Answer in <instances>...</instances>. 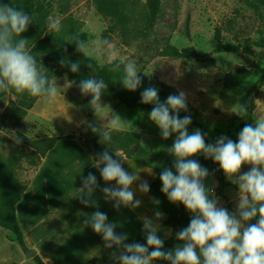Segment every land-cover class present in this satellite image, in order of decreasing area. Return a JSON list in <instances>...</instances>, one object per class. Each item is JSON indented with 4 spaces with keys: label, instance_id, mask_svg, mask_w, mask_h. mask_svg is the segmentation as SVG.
<instances>
[{
    "label": "rangeland",
    "instance_id": "1",
    "mask_svg": "<svg viewBox=\"0 0 264 264\" xmlns=\"http://www.w3.org/2000/svg\"><path fill=\"white\" fill-rule=\"evenodd\" d=\"M131 1L132 21L126 28L115 29L114 22L96 10L94 0H37V3L47 16L60 19L58 34L66 35V20L72 18L81 30L91 35L88 41L90 52L95 42L106 39L115 46L120 57L136 60L138 75L143 78L141 86L134 91L139 99L141 92L149 86L158 88L161 102L182 90L187 96V111L180 112H187L199 123V126L190 124L189 133L199 128L207 134L206 143L221 135L230 138L241 123L233 110L239 103H245L249 89L264 74V4L259 0H159L157 15L151 21V0ZM31 37H24L29 39L30 49L33 47ZM169 44L179 48L194 47L201 57L164 55ZM225 45H233L238 51L225 50ZM248 46L250 48L246 50ZM90 56L105 64L103 56ZM44 62L53 61L45 59ZM240 65L251 68L252 74L242 88L226 89L223 84L225 75ZM52 82L58 91L56 100L47 103L39 97L20 123L16 122L14 111L17 107L22 108L20 99L23 96L0 93V150L6 157L16 146H22L20 134L29 138L74 134V138L61 139L52 155L55 158L49 171L52 196L40 198L37 205L29 204L23 211L32 219V227L27 228L29 244L38 245L51 240L61 248L69 249L89 239L93 230L80 221L84 222L97 211L96 205L102 202L101 189L108 186L102 177L95 174L99 185L92 197L95 204L86 207L74 198L82 187V177L89 172L93 174V169L77 154L80 148L76 143L90 144L85 123L102 122L79 103L78 90L73 82L66 77L54 78ZM101 102L106 115H117L123 120L122 129L143 134L135 154L126 159L127 171L139 172L141 178L150 183L163 168L172 167L174 157L168 154L167 149L172 146L175 134L163 139L159 128L149 118L150 112L138 106H127L107 94H102ZM258 106L264 108V85L254 97L253 122L258 118ZM13 136L19 137L21 143H16ZM35 167L24 160L18 170V177L25 188ZM248 170L250 165H243L241 174ZM225 181L221 184L215 175L209 174L204 183L214 189L219 205L231 213L236 209L238 188L226 177ZM136 184V198L147 206L144 213L141 206L136 208V212L142 217L153 218L154 211H161L164 217L159 221L161 230L157 235L162 239L170 237L173 229L165 224L166 214L161 203L158 206L153 204V196L149 192H139V182ZM99 211L105 213L104 210ZM117 211L114 208V216ZM249 223H255V219ZM134 227L142 231L143 221ZM62 228L66 230L63 235H58ZM168 230L170 234L166 235ZM28 247L27 242L22 247L12 231L0 230V264H37L35 260L27 259L25 251L32 249ZM153 264L160 263L153 261Z\"/></svg>",
    "mask_w": 264,
    "mask_h": 264
},
{
    "label": "clouds",
    "instance_id": "2",
    "mask_svg": "<svg viewBox=\"0 0 264 264\" xmlns=\"http://www.w3.org/2000/svg\"><path fill=\"white\" fill-rule=\"evenodd\" d=\"M33 18L22 8L11 3H0V93L18 96L41 97L47 103L57 98V87L50 81L44 66H39L37 58L29 47V39L22 37ZM46 26L49 33L61 30L59 18L48 16ZM74 43L76 51L83 56H103L104 63L111 66L110 71L119 72V83L128 91L141 86L142 77L138 75L136 60L120 57L115 46L103 39L95 42L90 52L89 43L79 34L68 39ZM61 67H69L73 73L80 70V62L66 58L59 61ZM89 66V65H88ZM108 83L103 78L90 76L80 80L79 92L91 96L89 106L100 125L89 124L91 131L100 137L101 144L108 145L113 131H121L123 121L117 115H106L101 102ZM158 88L149 86L141 92V103L153 105L149 118L160 130L163 139L175 134L171 147L167 149L173 156L172 167H165L159 175L161 192L172 204H182L191 213L187 227L175 234L178 243L173 249L164 250V241L157 235L161 230L159 221L164 214L156 210L153 218L142 217L146 243H126L127 233H118L117 225L108 222L105 213L97 210L89 215L84 224L102 236L104 248L112 250L110 257L116 264H153L155 260L168 261L169 264H264V108L257 107V119L245 124L234 141L226 135L219 136L215 142L206 143V133L197 128L190 134L188 126L191 117H180L181 110L187 111V96L184 91L170 94L161 102ZM233 112L244 118L249 112L247 103H239ZM16 143L19 137L13 136ZM115 157L108 149L97 153L93 166L100 172L106 185L101 189L106 201L114 202L113 207L138 208L142 201L134 199L137 191L132 187L139 182L138 191L149 192V183L139 172H129L123 167L125 157L119 151ZM203 155L219 165L226 179L236 185V209L229 212L219 205V198L213 188L205 186L209 170L192 157ZM243 165L250 170L241 174ZM174 169V171H173ZM115 182L111 184L110 182ZM97 178L91 172L82 177V187L74 198L83 205L95 204L93 193L98 187ZM152 203L161 201L153 197ZM255 219V223H249ZM170 234V230L166 235ZM151 249V251H150Z\"/></svg>",
    "mask_w": 264,
    "mask_h": 264
},
{
    "label": "trees",
    "instance_id": "3",
    "mask_svg": "<svg viewBox=\"0 0 264 264\" xmlns=\"http://www.w3.org/2000/svg\"><path fill=\"white\" fill-rule=\"evenodd\" d=\"M264 4V0H259ZM0 3H11L14 6L22 7L32 18L33 23L28 26L26 32L22 34V37H33V47L31 49L32 54L37 58L39 66L45 67L46 75L49 80L54 78L66 77L69 81L73 82L78 90L79 103L90 113L93 114V110L89 106L91 96H82L78 89L80 80L88 78L90 76H96L98 79L103 78L108 83V88L103 94H107L112 98L118 99L121 103L130 106H138L145 112H150L153 108L151 104H142L134 91H128L122 87L118 82L121 76L119 72L110 71V67L107 64H100L92 56L85 57L82 53L76 51L74 43H68V39L72 36L79 34L80 38L89 41L91 35L84 30H81L72 18H68L66 35L52 32H45L47 29L46 21L47 14L44 8L37 3V0H0ZM96 10L106 17H109L114 22V29L117 27L126 28L132 21L133 6L131 0H94ZM151 16L150 20H155L159 9V0H151ZM113 29V26H112ZM219 35V31H218ZM249 46L246 50H249ZM225 50L238 51V48L233 45H225ZM164 55L172 57H194L200 58L201 55L194 47L179 48L174 45H167L164 49ZM41 54V55H39ZM42 56V57H41ZM68 59L72 62H80V70L77 73H73L69 67H61L59 61L61 59ZM50 60L53 62H44V60ZM89 65V66H88ZM252 74L251 68L240 65L235 70L229 71L224 77V87L226 89L242 88L244 82ZM264 85V74L256 81L249 89L244 102L249 106V112L244 118L236 115L241 120V123L235 130V133L230 136L234 141L238 140V133L244 127L245 124L252 123L254 120V97L259 89ZM39 97H29L24 95L20 99L21 107H17L14 111L16 122L20 123L27 115L29 109H31ZM180 117L190 116L187 112H180ZM191 117V124L198 125L199 123ZM89 124L100 125L99 123H85L84 127L87 129L90 135V144H86V147L95 158L97 153L108 149L113 154L119 151L126 159L131 158L140 146L143 138V134L139 131L125 130L113 131L111 142L101 144L99 142L100 137L91 131ZM23 140L22 146H16L12 153L8 156H3L0 150V227L11 230L14 233L15 240L25 247V238L23 229L18 221L16 213V205L20 201L25 186L18 177V170L22 166L25 160L31 166H38L46 154L53 149L58 141L64 138H74V134L66 136L55 135L41 138H29L23 134H20ZM214 141L208 142L213 143ZM199 161V163L209 170V173L215 175L221 184H225V175L222 170L219 169V165L212 159H205L203 155H197L192 157ZM126 159L123 163V167L126 169ZM159 172L156 177L149 184V193L155 198L161 201V208L166 214L165 223L173 229L170 237L162 239L164 241V250L173 249L180 241L175 239V234L179 230L188 226L191 213L182 204H172L168 201L166 195L161 192L162 182L159 179ZM111 183H115L114 181ZM134 242L142 244L146 243L144 232L137 235ZM107 251L103 258L110 257V252ZM151 251V249H150ZM33 260L37 264H47L46 261L36 254ZM160 264H169L168 261L155 260ZM97 258L88 260L85 264H96Z\"/></svg>",
    "mask_w": 264,
    "mask_h": 264
},
{
    "label": "crops",
    "instance_id": "4",
    "mask_svg": "<svg viewBox=\"0 0 264 264\" xmlns=\"http://www.w3.org/2000/svg\"><path fill=\"white\" fill-rule=\"evenodd\" d=\"M135 131V130H134ZM59 142V141H58ZM69 142V141H68ZM79 146V150L77 154L79 155L81 160H84L91 169H93V174L99 178L100 172L97 168L93 166L94 158L86 145H82L81 143H76ZM57 150L56 146L51 149L46 156L42 159L41 163L36 166L33 170L31 181L25 191L22 194L20 201L16 205V213L18 217V221L23 229L25 242L28 244V250H34L36 254H39L47 264H85L92 257L97 258L96 264H116V262L108 257L104 259V254L109 251V249L104 248V242L102 236L95 233L94 231L90 234L89 239L84 242H81L78 245L72 246L69 249H64L59 246V244L49 241L44 242L38 245L29 244L27 241V228L32 227V219L28 217L27 213L23 211L29 204H38L40 198L52 196L53 193H50L49 186L51 182L50 172L51 166L54 164L55 158L52 156ZM151 182V181H150ZM111 183V182H110ZM114 184V183H111ZM150 184V183H149ZM137 184L132 186L136 188ZM101 203L96 205L97 210H104L105 214L108 217V222L115 223L117 225L116 231L118 233H127L128 240L126 243H133L136 239L137 235L142 233L141 229L134 227L137 223H142V215L136 212V209H128L121 207L120 210L117 211V215L114 216V207L113 203L110 201H106L104 199V193L101 192ZM150 194V193H149ZM150 198V196L148 195ZM134 199L136 198V194H134ZM140 199V198H138ZM141 200V199H140ZM141 208H143V212H145V208L147 206L142 202ZM20 211L22 212V216H20ZM166 219V218H165ZM80 224H84L83 220L80 221ZM166 224V223H165ZM4 227H0V230ZM6 229V228H5ZM9 230V229H8ZM65 228L60 229L58 235H63ZM11 231V230H10ZM13 233V232H12ZM85 243V244H84ZM81 244H84L80 246ZM80 246V247H78ZM78 247V248H76ZM26 252V251H25ZM27 255V253H26ZM27 259H33L27 255Z\"/></svg>",
    "mask_w": 264,
    "mask_h": 264
},
{
    "label": "water",
    "instance_id": "5",
    "mask_svg": "<svg viewBox=\"0 0 264 264\" xmlns=\"http://www.w3.org/2000/svg\"><path fill=\"white\" fill-rule=\"evenodd\" d=\"M26 253L31 258H33L36 255V252L34 250H28V249H26Z\"/></svg>",
    "mask_w": 264,
    "mask_h": 264
}]
</instances>
